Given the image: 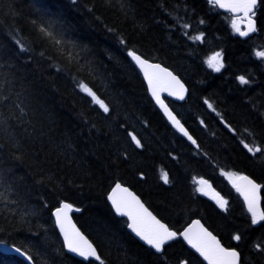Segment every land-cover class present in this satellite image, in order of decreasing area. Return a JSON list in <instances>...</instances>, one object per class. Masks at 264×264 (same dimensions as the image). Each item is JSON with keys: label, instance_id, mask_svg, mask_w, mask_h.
Instances as JSON below:
<instances>
[{"label": "trees", "instance_id": "16d2710c", "mask_svg": "<svg viewBox=\"0 0 264 264\" xmlns=\"http://www.w3.org/2000/svg\"><path fill=\"white\" fill-rule=\"evenodd\" d=\"M255 19L257 32L241 38L234 17L206 0H0V246L33 264H100L65 251L52 211L68 202L104 264H205L180 239L161 254L139 242L107 201L120 182L176 231L199 218L240 264H264V221L251 222L224 175L264 186V0ZM129 51L186 83L183 102L166 100L197 148L156 107ZM217 52L220 71L208 65ZM198 178L227 210L197 191ZM0 264L27 263L0 251Z\"/></svg>", "mask_w": 264, "mask_h": 264}, {"label": "snow or ice", "instance_id": "6c2138e0", "mask_svg": "<svg viewBox=\"0 0 264 264\" xmlns=\"http://www.w3.org/2000/svg\"><path fill=\"white\" fill-rule=\"evenodd\" d=\"M220 8H226L234 13H243V19L247 20V31H241L239 25L235 20L232 21V27L241 36H247L250 32H255V16L254 9L257 5V0H210ZM188 27V25H183ZM40 31L52 39L55 43L60 44L61 41L56 39L55 35L47 28L41 26ZM203 34L195 37V39H202ZM21 50H24V45L17 41ZM129 55L139 66L143 75L147 81L151 95L155 99L156 103L163 109L168 119L172 124L193 144L196 141L184 128L181 122L176 118L172 111L165 104L161 98L162 92H168L169 95L177 96L179 99L184 98V92L186 89L176 77L168 69L162 67L160 64L150 63L148 60L137 55L135 51H129ZM258 56L264 57V52H258ZM209 67L215 71H220L223 67L221 60V53L217 52L208 60ZM241 83H248L244 76H240ZM82 91L92 97V101L99 105L103 112L108 113L110 111L109 106L101 100L95 92L92 91L87 85L81 83L79 85ZM210 108L211 104L208 105ZM3 122L0 121V126ZM131 135L132 140L138 147H142L141 141L137 139L135 135ZM248 148V145H245ZM249 152H259L260 149L248 148ZM224 175L232 181L233 187L239 192L247 205V211L251 214V222L257 224L264 221V208H261V189L264 186L257 184L253 179L246 175H241L233 172H225ZM162 179L165 183H168L167 173H163ZM201 187L197 191L205 192V187L211 188V185L207 181L200 180ZM206 194V193H205ZM108 199L111 201L115 212L118 215L128 217L130 221L127 227L131 229L140 239L145 241L157 252L161 251L166 242L171 241L177 237L182 236L189 245L196 249L197 252L207 261V264H238L240 254L232 248L224 247L221 242L212 235L199 220L193 221L183 232L177 233L168 228L167 225L158 220L147 208L141 203L140 199L127 188H123L119 183L115 185L110 193ZM213 199H215L217 205L224 210H227L228 201L215 193L213 190ZM73 206L69 203H62L60 207L56 208L54 215L56 217V223L59 226L60 232L63 235L64 246L72 253H75L85 259L95 258L100 261V264H104L100 255L97 252L95 246L80 232V230L72 223L69 216V212L72 211ZM78 210V209H77ZM241 237L235 235L234 240H239ZM19 252V249H16Z\"/></svg>", "mask_w": 264, "mask_h": 264}, {"label": "water", "instance_id": "95a60500", "mask_svg": "<svg viewBox=\"0 0 264 264\" xmlns=\"http://www.w3.org/2000/svg\"><path fill=\"white\" fill-rule=\"evenodd\" d=\"M206 1H208V2H210V0H206ZM258 4H259V0H257V5H256V7H255V9H254V12H256V8H257V6H258ZM217 6V5H216ZM217 8H218V10H220V11H222V12H226V13H230L231 15H233V16H240L242 19H243V13L241 12V13H234V12H231V11H229L228 9H226V8H220L219 6H217ZM253 19L255 20V27H256V31L255 32H250L247 36H241L239 33H237V35L239 36V37H241V38H247V37H249V36H251L252 34H254V33H256L257 32V24H256V19H255V17H253ZM244 20V28H243V30L242 31H247V20L246 19H243ZM137 54V53H136ZM137 55H139V54H137ZM141 56V55H140ZM129 57H130V59H131V61L133 62V64L137 67V69L139 70V72L141 73V75H142V77H143V79H144V81H145V84H146V86H147V89H148V93H149V95H150V97H151V99L153 100V102H154V104L156 105V107L161 111V113L164 115V117L166 118V120H167V122L170 124V126L179 134V135H181L182 137H184L187 141H189L195 148H197V143H195V144H193L192 143V141H190L186 136H184L173 124H172V122L168 119V117H167V115L164 113V111H163V109L156 103V101H155V99L153 98V96L151 95V92H150V90H149V87H148V84H147V81H146V79H145V77H144V75H143V72L141 71V69L139 68V66L135 63V61L132 59V57L129 55ZM142 58H144V59H146L145 57H143V56H141ZM146 60H148L150 63H154V64H160L162 67H164V68H166V69H168L170 72H172L176 77H178V79L180 80V82L184 85V88L186 89V91L184 92V98L183 99H179L177 96H172V95H169V93L168 92H162L160 95H161V98L164 100V102H165V104H167V106H168V108L172 111V113L176 116V118L181 122V120L178 118V116L175 114V112L172 110V108L169 106V104L167 103V101H166V99H165V97L166 98H169V99H171V100H173V101H175V102H182V101H184L185 99H186V97H187V94H188V87H187V85L185 84V82L176 74V73H174L171 69H169L168 67H166V66H164L163 64H161V63H159V62H155V61H151V60H149V59H146ZM181 124L184 126V124L181 122ZM184 128L188 131V129L184 126ZM188 133L190 134V132L188 131ZM191 135V134H190ZM192 136V135H191ZM192 138H193V136H192ZM194 139V138H193ZM195 140V139H194ZM196 141V140H195ZM241 175H246V176H248L249 178H251V179H253L251 176H249V175H247V174H241ZM257 184H260L259 182H257L255 179H253ZM117 183H119L123 188H127L131 193H133V194H135L139 199H140V201H141V203L144 205V207L145 208H147L148 209V211L149 212H151L152 213V215H154L158 220H160L162 223H164L165 225H167V223H165L163 220H161L144 202H143V200L140 198V196L133 190V189H131L129 186H127V185H124V184H122V183H120V182H116L112 187H111V189L109 190V192H108V194H107V201H108V204L110 205V207H111V209L113 210V212H114V214L117 216V217H119V218H125L126 219V221H127V224L130 222L129 220H128V217H126V216H121V215H118L116 212H115V210H114V208H113V206H112V203H111V201L108 199V197H109V195H110V193L112 192V189L115 187V185L117 184ZM261 185V184H260ZM239 193V192H238ZM239 195H240V197H241V199H242V201H243V203H244V206H245V208H246V210H247V205H246V203H245V201H244V198H243V196L239 193ZM260 196H261V208H262V194L260 193ZM62 203H68V202H61L60 203V205L58 206V207H60L61 206V204ZM58 207H56V208H58ZM56 208L52 211V216H53V219H54V222H55V227H56V230H57V232H58V234H59V236H60V238H61V240H62V242H63V246H64V240H63V235H62V233L60 232V229H59V226L57 225V223H56V217H55V215H54V212H55V210H56ZM73 210H74V207L72 208V211H70L69 212V216H70V218H71V221H72V223L73 224H75V226L80 230V232L81 233H83V235L95 246V244L91 241V239L81 230V228L77 225V223L75 222V220H74V217H73ZM196 220H199L200 221V223L204 226V228H206L209 232H211L212 233V235H214L220 242H221V244L224 246V247H226V248H230V249H232V248H234V249H236L238 252H239V250L237 249V248H235V247H227V246H225L223 243H222V241L220 240V238L217 236V235H215L199 218H194V219H192L187 225H185L180 231H176L175 229H172V228H170L168 225V228L170 229V230H172V231H175V232H177L178 234L179 233H181V232H183L190 224H192V222L193 221H196ZM127 229L132 233V235L139 241V242H141L143 245H145L146 247H149V248H151L152 250H154L156 253H158V254H161L162 252H163V250H164V247L168 244V243H170V242H172V241H174V240H176V239H180L181 241H183L184 242V244L187 246V248L189 249V250H191L194 254H196V256H198L205 264H207V261L206 260H204V258L200 255V253L199 252H197L196 251V249L195 248H193L191 245H189L188 243H187V241L182 237V236H179V235H177V237L175 238V239H173V240H171V241H168V242H166V244L164 245V247H163V249L161 250V251H159V252H157L156 251V249H154V248H152L150 245H148L145 241H143L142 239H140V237H138L131 229H129L128 227H127ZM95 248H96V246H95ZM16 249H19V252H17L16 251ZM64 249H65V251L68 253V254H70V255H72V256H74V257H76L77 259H80V260H83V261H88L89 259H92V260H96L95 258H88V259H85L84 257H81V256H79V255H77V254H75V253H72V252H70L65 246H64ZM97 249V248H96ZM0 251L1 252H3V253H6V254H11V255H16V256H18L19 258H21L23 261H25L27 264H33V262H32V260H31V258H30V256L27 254V253H25L23 250H21L20 248H18V247H16V246H14V245H9V244H2L1 246H0ZM97 252H98V250H97ZM98 254H99V252H98ZM239 254H240V252H239ZM100 255V254H99ZM97 261V260H96ZM240 262H241V254H240V258H239V262H238V264H240ZM182 264H185L184 262L182 263Z\"/></svg>", "mask_w": 264, "mask_h": 264}, {"label": "rangeland", "instance_id": "374dc122", "mask_svg": "<svg viewBox=\"0 0 264 264\" xmlns=\"http://www.w3.org/2000/svg\"><path fill=\"white\" fill-rule=\"evenodd\" d=\"M234 20L237 22V24L239 25L240 29L242 30L244 21L240 17H234ZM233 173H235V172H233ZM200 180L206 181L205 179H202V178L196 179V182H195L196 183V189H198L199 187H201V185L199 184V181ZM207 183L209 185H211L208 181H207ZM204 187H205V192H200V191H198V192L200 194L204 195V196H207L209 198H213V187L212 186H211V188H208L207 186H204Z\"/></svg>", "mask_w": 264, "mask_h": 264}, {"label": "bare ground", "instance_id": "6f19581e", "mask_svg": "<svg viewBox=\"0 0 264 264\" xmlns=\"http://www.w3.org/2000/svg\"><path fill=\"white\" fill-rule=\"evenodd\" d=\"M191 251V250H190Z\"/></svg>", "mask_w": 264, "mask_h": 264}]
</instances>
